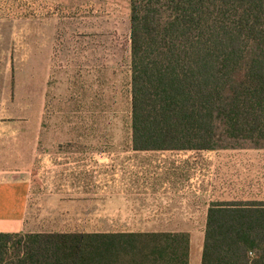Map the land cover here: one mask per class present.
<instances>
[{"label": "trees", "instance_id": "trees-1", "mask_svg": "<svg viewBox=\"0 0 264 264\" xmlns=\"http://www.w3.org/2000/svg\"><path fill=\"white\" fill-rule=\"evenodd\" d=\"M128 7L133 151L264 148V0ZM188 242L186 234L0 233V264H187ZM200 264H264V204L209 209Z\"/></svg>", "mask_w": 264, "mask_h": 264}, {"label": "rangeland", "instance_id": "rangeland-1", "mask_svg": "<svg viewBox=\"0 0 264 264\" xmlns=\"http://www.w3.org/2000/svg\"><path fill=\"white\" fill-rule=\"evenodd\" d=\"M129 53L128 0H0V89L11 85L12 113L17 106L13 114L26 118L19 120L20 132L25 124L35 125L41 112L35 160L15 174L42 194L33 198L30 221L48 220L41 200L44 194L60 191L51 180L203 177L201 157L191 173L189 160L168 163L157 154L147 160L129 149ZM7 101H0L1 114L9 112ZM32 150L24 139L13 146L22 158L31 159Z\"/></svg>", "mask_w": 264, "mask_h": 264}, {"label": "crops", "instance_id": "crops-1", "mask_svg": "<svg viewBox=\"0 0 264 264\" xmlns=\"http://www.w3.org/2000/svg\"><path fill=\"white\" fill-rule=\"evenodd\" d=\"M12 96L11 85L0 89V101L7 99L9 109L7 115L0 113V233L186 234L187 264H200L209 209L264 204V148L139 152L133 151L130 138L132 153L145 155L147 160L157 154L168 163L189 160L192 169L187 171L191 173L195 159L201 157L203 177L134 175L51 180L60 191L44 194L45 201L41 200L48 220L30 221L27 215L33 198L42 194L35 193L30 180L15 174L35 160L41 112L35 125L25 124L20 132L19 120L26 118L13 114L17 106L12 113ZM41 100L40 109L43 97ZM19 139L31 144V159L14 154L13 146Z\"/></svg>", "mask_w": 264, "mask_h": 264}]
</instances>
